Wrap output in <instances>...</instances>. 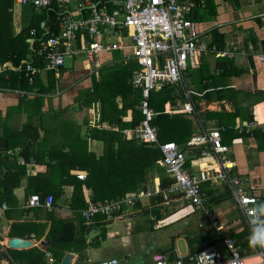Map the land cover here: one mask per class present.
<instances>
[{
    "label": "crops",
    "instance_id": "1",
    "mask_svg": "<svg viewBox=\"0 0 264 264\" xmlns=\"http://www.w3.org/2000/svg\"><path fill=\"white\" fill-rule=\"evenodd\" d=\"M12 2L10 9L12 27L14 34L17 35L31 17L29 14L31 6H20L13 0ZM195 3L191 19L200 38L208 44H211L215 37L222 38V46L218 51L232 53V57H215L209 54L201 62V64L205 63L207 67L203 72L215 73L217 59L231 61L234 70L243 71L240 76L232 75L228 83L232 89L239 93L237 97L240 113L245 115L246 112H249L253 121L246 122L245 118H237L233 126L252 124L253 126L245 132L254 128L264 129V58L259 60V56H264V0H195ZM39 11L33 10V15L38 14ZM41 27L46 28L44 21L41 23ZM31 31L34 32V35L30 34L31 38L26 40L29 46L30 40L33 37L36 38L35 30ZM108 37L110 42H117L114 33H110ZM121 41L122 50L102 52L94 60H89L84 55L69 57L68 63L65 61L64 70L62 72L60 70L57 75L53 73L55 88L51 91L39 92V88L49 86V81L47 72L38 74L37 85L32 90L26 91L25 100L20 95V80L16 75L17 71L15 69H8L11 72L4 71L5 68H11L10 63L0 65V197H2L1 204L5 203L9 209L0 221L1 238L4 239V242L14 238L9 237L8 232L11 225L17 222L49 225V219L52 216L60 219H68L73 216L69 208L72 187L67 182L62 185V195L56 200L53 210L43 208L38 210L37 208L26 211L24 206L28 197L36 194L40 186L43 185L40 184L41 181L29 182L30 178L32 179L38 174H41V180L50 177L57 183L64 178L66 180L67 177L74 175L77 177L78 174L87 176V172L83 170H67V159L63 157V154L68 152V147L76 138L75 136L79 139H86L87 152L93 154L96 160L105 156L110 163H113L117 160L113 155L108 157L107 154L122 150V158L120 157L119 160H122L123 166L113 168L101 165V170L97 169V172L102 178L105 175L108 177L121 174L124 170L127 172L126 168L136 161L137 156L130 158L127 152L131 151L133 147L132 142L134 141L132 140L141 141L127 133L132 127L120 128L118 122L120 120V123L127 124L132 120L133 99L132 94L128 93L126 89L125 82L127 81L132 87V75L136 68L129 56L131 52L130 38L126 37ZM200 67L191 72L194 75L189 74L190 76L186 77L185 81L187 88L191 89L193 96L197 98L193 102L197 103L198 111H194L192 114L177 112L185 102L183 91L179 86L176 87L181 92L177 93L178 97H173L172 101L164 105L165 113L169 115L183 114L185 118L189 119L194 134L201 132L202 129L219 128L216 127L214 120L203 123L199 112L210 109V111L221 112L224 108L225 112L232 113L234 110L230 102L207 103L203 99V92L200 93L197 90V86L199 87L198 77L195 76ZM114 71L123 73L118 76L120 86L117 89H111V92L119 94L110 100L105 108L104 118H101V101L96 96L93 86L95 81L99 82L104 78H108L111 83L114 82L113 75L117 74ZM132 90L140 92L139 88L132 87ZM105 93V89L101 91V95ZM109 109H112L111 115L108 114ZM229 130L226 129L225 132ZM225 132L221 133V140L228 147L229 152L226 156L233 164L232 169L235 168L239 175L243 190L247 194H250L251 190H258L259 195L264 196V150L261 147L258 149L260 145L252 137L230 140L231 135L239 133L235 127H232V132L227 134ZM170 136L172 138V135ZM7 145L11 147L7 149L5 147ZM178 147L182 150L186 148L184 154L193 158V146ZM79 152L81 153L82 150ZM60 157L63 165L59 172H48L45 164L49 163L52 167L56 163L55 159ZM38 161L40 164L37 163ZM203 164L211 168V175L217 176L215 172L220 170V166L215 156L191 162L190 174L195 175L198 169L203 167ZM125 165H127L126 168ZM157 165L154 168L146 169L144 179L138 182L136 180L139 176L136 175L128 176L127 180L119 179L111 186L108 185L110 192L114 194L124 192L121 197L115 200L133 198L135 203L128 206L125 213L119 216L122 217L120 221H133L127 222L124 233L110 228L114 218L104 219L105 222L102 224L106 230L105 238L101 241L99 248L105 244L106 249H110V251L102 258H117L120 264H124L117 255L121 252L126 258L132 257L130 259L132 264H154L152 257L155 254H162L167 259L170 254H174L176 257H187L190 253V242L196 243L199 240H202L203 243L214 242L215 247L222 252L219 245L222 244L220 237L223 234L233 235L238 244L240 241L246 240V218L238 208L233 189L230 188L227 179L210 180L208 182L210 191L205 188L206 193L210 194L207 193V198L205 195L204 209L195 208L179 197H170L171 199L164 200L162 191L168 187L161 189L160 180L166 172L160 170L163 168L160 161ZM17 167H24L22 175L10 171ZM4 175L6 179L2 180L5 178ZM229 176H231L230 173ZM9 178L10 180H8ZM16 182L19 184L17 187H13L12 185ZM225 185L230 189V197L225 195ZM7 190L9 191L6 193ZM86 191L91 198L92 190L85 189V194ZM147 192L151 193L149 198L145 197ZM160 196L162 197L160 198ZM213 198H220L221 201L217 202V199ZM104 200L108 199L96 202ZM209 214H211V218H209ZM140 217H146V219L141 220ZM95 223L97 222L94 219L91 222H86L90 226L88 227L90 232H84L87 241L98 236L103 228L95 226ZM172 226L176 231L172 230ZM91 232L94 233L92 237ZM45 235L40 240L32 239L33 237L25 239L32 242L31 247L36 246L44 250L48 246L41 247L40 243L45 240ZM180 241H183L182 246L178 244ZM99 248L87 249L82 260L79 259L78 254L72 253L71 264H90L99 260L91 261L89 255L91 251L96 252ZM6 250L0 253H5ZM16 251L21 250L16 249ZM47 262L51 263L48 260ZM248 262L263 264L261 256L254 252L247 257H242V264H251ZM0 264L9 263L4 258H0Z\"/></svg>",
    "mask_w": 264,
    "mask_h": 264
},
{
    "label": "built area",
    "instance_id": "2",
    "mask_svg": "<svg viewBox=\"0 0 264 264\" xmlns=\"http://www.w3.org/2000/svg\"><path fill=\"white\" fill-rule=\"evenodd\" d=\"M20 6H31L34 10H51L55 4L56 19L60 24L59 35L49 37L32 38L29 49L33 55L43 58V66H34L32 61H22L25 76L29 82L42 72H52L57 75L69 57L84 55L89 60H94L102 52H110L123 48L122 39L130 38V60L135 63L132 75V87L139 88L141 99L137 106L142 120L127 131L135 139L156 144L162 154L160 164L165 169L167 176L172 180L163 192L164 200L169 195H178L182 201L195 208L204 209L206 204L205 193L200 191L199 184L214 180L227 179L233 189L238 208L246 218L250 227L251 220L255 217V205L257 199L245 192L239 179L229 177L232 163L226 154L228 147L222 144L221 133L226 128L202 129L194 134L186 142L187 147H199L200 157H217L220 170L216 175H211V168L203 164L195 175L183 169L184 154L173 142L159 144L157 131L151 122L157 114L150 106L149 95L153 91L165 86L181 87L185 102L177 112L192 114L194 107L191 101L192 90L186 86V74L197 70L202 60L209 54L215 57H232L229 51H218L216 46L208 44L200 38L199 32L191 19L196 6L195 0H13ZM55 8V7H54ZM45 25V22H44ZM46 33H48V24ZM114 33L117 42L112 43L108 35ZM32 35L34 32L31 31ZM39 42L34 47V42ZM264 56H259L263 60ZM20 69V68H19ZM24 92H20L22 96ZM252 124L235 126L239 133L247 131ZM79 180H84V174H78ZM160 192V191H159ZM86 208L80 211L81 217L86 222H91L97 216H103L106 220L118 218L124 214L128 206L135 203L133 198L121 200H104L94 202L90 200ZM147 192L145 197H150ZM53 197L47 195L41 200L38 194L30 195L24 208L36 210L43 208L51 210ZM8 210L5 203L0 206V221ZM211 218V214L208 215ZM227 254L223 255L215 245L202 248L193 256L176 257L174 261L168 260L162 254L152 257L154 264H242L239 255V247L234 239L228 235L222 237ZM7 241L1 238L0 252L8 249ZM258 254L264 264V247L258 246ZM49 262L53 259L46 254ZM90 264H120L117 258L99 259Z\"/></svg>",
    "mask_w": 264,
    "mask_h": 264
},
{
    "label": "trees",
    "instance_id": "3",
    "mask_svg": "<svg viewBox=\"0 0 264 264\" xmlns=\"http://www.w3.org/2000/svg\"><path fill=\"white\" fill-rule=\"evenodd\" d=\"M12 0H0V65H4L6 63H10L9 66L11 68H5V72H11L8 69H15L16 75L18 76L20 80V92H24L22 94L23 100H25L26 91L32 90V88L37 85L38 76L34 78V81L32 83L29 82L28 78L25 76L24 71V65L21 64L22 61H32V53L29 50V44L27 43V39L31 38L30 31L32 29L36 32V37L39 39L42 37V39H45L49 37V35H59L60 32V24L58 20L56 19V13L55 4L52 5L51 10H40L38 14H34L32 12V7H30V15L26 26H24L21 31L15 35L12 27V14L10 13V9L12 8ZM55 7V8H54ZM45 22V25L48 24V33L45 34L46 29L44 27H41V23ZM214 36V34H213ZM213 45L216 46L217 50H220L222 46V38L215 37L212 41ZM39 42H34V47H38ZM114 57H116L114 55ZM73 58V57H72ZM43 58L35 56L33 59L32 64L34 66H43ZM66 61V60H65ZM65 65V63H64ZM63 67L60 68L61 72L64 70ZM20 68V69H19ZM19 69V70H17ZM207 67L205 66V63L201 64L200 69L197 71V74L195 76L198 77V85L197 90L202 93L203 92V99L207 102H227L231 103L234 107V110L232 113L225 112L224 108L221 110V112L217 111H210V110H204L202 112H199V116L201 117L203 123H206L207 121L214 120L216 127H225L226 129H230L228 132H232V127L235 124V119L239 118H245L246 122H252L253 118L249 112H246L245 115H242L240 113V107L238 106L239 100L238 95L239 93L236 92L234 89H232L228 83L229 78L232 75L240 76L243 74V71L241 70H234V67L232 65L231 61H227L225 59H217L216 65H215V73H204L203 70L206 71ZM114 73H117L113 75L115 77L113 79L114 82H109L108 78H104L101 81L97 82L95 81V84L93 86V90L95 91L96 96L101 101V118H104L105 108L109 104L110 100L115 98L117 96L116 92H111V89H117L120 86V79L118 78L119 74H123L120 71H114ZM48 74V81L49 86L46 85L43 88H39V92H48L53 90L55 88V80H54V74L52 72H47ZM194 75L191 72H188L186 74V77L190 75ZM126 81V80H125ZM125 85H127L126 89L128 93L132 94V120L127 124H122L119 122L120 128H126V127H134L138 125L142 120V115L137 108L139 101H140V92L136 91L133 92L132 87L130 84L126 81ZM187 86V83H186ZM178 87V86H176ZM176 87L171 86H165L162 89L158 91H153L149 95V103L150 106L153 108V110L157 113L155 117L153 118L151 124L156 128L157 131V140L159 144L165 143V142H173L177 144V146H184L186 145V142L191 138V136L194 134V129L191 130V121L183 114H177V115H169L165 113L164 111V105L165 103L172 101L173 97H178L177 93H181L179 89ZM188 87V86H187ZM105 89L106 93L104 95H101V91ZM38 92V93H39ZM123 95V94H122ZM124 96V95H123ZM124 99V98H123ZM197 98L195 96H191V100H196ZM194 105V111H198V105L197 103L193 102ZM108 108V107H107ZM112 109L108 110V114ZM118 112V111H117ZM108 118V117H107ZM227 131L225 134L228 133ZM168 135V136H167ZM172 135V138L171 136ZM230 135V134H229ZM70 143V146L68 147V152L63 154V157L67 159V170L68 169H78L83 170L87 172V176L85 180H79L75 175L72 177H67L66 180H60L58 183L56 180H53L52 178H43L40 179L41 174H38L34 178H30L29 182H38L41 181L40 184H43L40 186L39 190H37L36 194H38L43 200L47 195H51L53 197V204L52 209L55 207L56 200L59 199L62 195V185H64L66 182L68 185L72 187V193L70 198V204L69 208L71 212L73 213V216L68 219H60L52 216L49 221V225L47 224H40V223H32V222H17L15 224H12L10 227V230L8 232L9 237H19V238H27V239H35L40 240L42 236L45 234V239L49 240V245L46 249H41L40 247H31L27 250H21L16 251L12 249H7L5 253H0V258H4L9 264H49L46 259V254L48 253L50 257L53 259V261L50 264H60L63 256L65 253H75L78 254V257L80 260L83 259L85 251L87 249H97L100 246L101 241L105 238V228L102 223H104L105 217L103 216H97L94 218L95 226L103 227L101 228V231L98 236L93 237L90 241H87V239L84 237V232L90 227L86 224V221H84L81 217L80 211L86 208L87 203L89 201L88 197L85 194V189L90 188L92 190V196L90 200L96 202L97 200H115L118 197H121L124 192H118L117 194H114L110 192V189L108 188V185L111 186V184L116 183L119 179L121 181L123 179L127 180L128 176H136L137 178L136 182L139 180L144 179V171L149 168H154L155 165L158 164L159 161L162 159V154L156 144H150V143H142L137 142L135 140H132L133 147L131 148V151H128L127 153L130 155V158L133 156H137L136 161H134L132 164L129 165L128 168H126L127 165H125V168L127 172L124 170L121 174H117L115 176H104L103 178L101 175L98 174L97 169L101 170V165L104 167H113L116 168L118 166H123L119 158H122V150H118L117 152H110L107 154L109 157L110 155H113L117 161L110 163L107 158L104 156L98 160L95 159L93 154H90L87 152V141L85 138L79 139L77 136H75ZM255 138L260 146H258V149L260 147L264 150V129L254 128L249 132H245L243 130L240 133H236L231 135V139H237V138ZM106 141L105 139H103ZM225 142L223 141L222 144ZM19 145V144H17ZM225 145V144H224ZM7 149H9L11 146L7 145L5 146ZM26 147V146H25ZM24 147V148H25ZM186 148H184L185 150ZM82 150L80 153L79 151ZM181 152L184 154V150L180 149ZM199 147H193L192 153L193 158L187 157V155L184 154V163H183V169L190 172L191 162L194 160L197 161V159L200 156ZM22 151V149H21ZM56 163L51 167L49 163H46L48 172L51 171L53 173H58L61 166L63 165L61 157L55 159ZM40 164V161L37 162ZM95 166V168H94ZM158 166V165H157ZM160 170H165L164 168H160ZM14 174L22 175L24 173V167H17L12 170ZM139 173V174H138ZM7 175V174H6ZM55 175V174H53ZM59 175V174H56ZM69 175V174H68ZM229 177L237 178L239 179V175L236 173L235 168H233L230 171ZM5 177V175H4ZM6 179L5 178H2ZM37 179V180H36ZM10 180V178L8 179ZM1 181V180H0ZM135 181V180H131ZM145 181V180H143ZM160 188L164 189L165 187H169L172 184V180L167 176V173L165 176L163 175L160 180ZM209 181H206L205 183L199 184V189L202 192H205L206 198L207 193L206 189L209 187ZM1 183V182H0ZM241 183V181H240ZM19 182H16L13 184V187H17ZM132 185V184H131ZM242 186V184H241ZM52 187V188H51ZM133 187V185H132ZM206 188V189H205ZM225 195L227 194L228 197H230V189H228L227 185H225ZM245 189V188H244ZM209 190V189H208ZM9 190L6 191V193ZM210 191V190H209ZM3 192L4 189H3ZM52 193V194H51ZM210 193H208L209 195ZM250 194L254 196L257 199V202L264 201V196L259 195L258 190H251ZM162 196H160L161 198ZM173 197H179L178 195H169V199ZM219 197V196H217ZM217 199V202L221 201L220 198H213ZM2 201V197H0V206ZM39 210V208H38ZM9 211V209L5 212V214ZM30 211V210H26ZM101 218V219H100ZM101 222V223H99ZM246 227V240L240 241L238 244L236 242V245L240 247V256L241 257H247L251 255L253 252L258 253V246H251L249 244V231L250 227L245 224ZM233 238L234 236L231 235ZM214 242L210 243H203L202 240H199L196 243L190 242L189 245L191 246L189 250V256H193L196 252L201 250L202 248H205ZM252 249V250H251ZM186 257L185 259H187ZM107 259V258H102ZM170 261H174L176 259V256L174 254H170L169 258Z\"/></svg>",
    "mask_w": 264,
    "mask_h": 264
},
{
    "label": "clouds",
    "instance_id": "4",
    "mask_svg": "<svg viewBox=\"0 0 264 264\" xmlns=\"http://www.w3.org/2000/svg\"><path fill=\"white\" fill-rule=\"evenodd\" d=\"M255 213H256L255 217L250 222V231H249V237H248L249 244L251 246L264 247V201H260L259 203L258 202L256 203ZM224 235H226V234H223L220 237L221 243H222V237ZM230 237L232 239H234L232 236H230ZM212 245H215V244H212ZM239 252H240V247H239ZM239 255H240V253H239ZM241 259H242V257H241Z\"/></svg>",
    "mask_w": 264,
    "mask_h": 264
},
{
    "label": "rangeland",
    "instance_id": "5",
    "mask_svg": "<svg viewBox=\"0 0 264 264\" xmlns=\"http://www.w3.org/2000/svg\"><path fill=\"white\" fill-rule=\"evenodd\" d=\"M15 6H17V5H15ZM14 6V7H15ZM15 9V8H14ZM29 14H30V12H29ZM14 15H15V13H14ZM13 15V16H14ZM83 59V58H82ZM68 61H69V59H66V62L68 63ZM191 90V89H190ZM211 110V109H210ZM142 215V214H141ZM100 217V216H99ZM122 217H118V218H114L113 219V224L110 226V228L112 229V230H118L120 233H124L125 232V226H126V224H127V222H133V221H131V220H125V221H120V219H121ZM83 219V218H82ZM140 219L141 220H143V219H146V217H140ZM84 220V219H83ZM85 221V220H84ZM172 230H174V231H176V229L172 226ZM94 235V233L93 232H91V237ZM178 244L179 245H183V241H180V242H178ZM177 244V245H178ZM106 245L105 244H103L102 245V247L101 248H99L96 252L94 251V252H92L91 251V253L89 254L90 255V260L91 261H93V260H96V259H101L102 257H104L106 254H108V252L110 251V249H106V247H105ZM219 248L220 249H222V253H223V255H225V254H227V251H226V249H225V247H224V245L223 244H221V245H219ZM103 255V256H102ZM118 255V257L124 262V264H132V262H131V260L130 259H132V257H130V256H128L127 258L126 257H124L123 255H122V253L120 252L119 254H117ZM90 261V262H91Z\"/></svg>",
    "mask_w": 264,
    "mask_h": 264
},
{
    "label": "water",
    "instance_id": "6",
    "mask_svg": "<svg viewBox=\"0 0 264 264\" xmlns=\"http://www.w3.org/2000/svg\"><path fill=\"white\" fill-rule=\"evenodd\" d=\"M192 17H193V14H192ZM86 232L89 233L90 229H87ZM48 244H49V240L45 239L43 242L40 243V246L47 247ZM7 245L10 249L22 250V249L30 248L32 245V242L25 238L14 237V238H10L7 241ZM72 257H73L72 253H65V255L62 258L61 264H71Z\"/></svg>",
    "mask_w": 264,
    "mask_h": 264
},
{
    "label": "bare ground",
    "instance_id": "7",
    "mask_svg": "<svg viewBox=\"0 0 264 264\" xmlns=\"http://www.w3.org/2000/svg\"><path fill=\"white\" fill-rule=\"evenodd\" d=\"M31 246H32V245H31ZM248 263H251V262H248ZM252 263H253V262H252ZM252 263H251V264H252Z\"/></svg>",
    "mask_w": 264,
    "mask_h": 264
}]
</instances>
